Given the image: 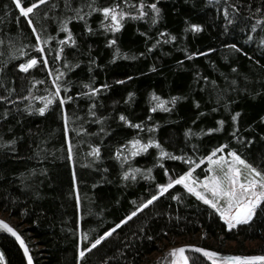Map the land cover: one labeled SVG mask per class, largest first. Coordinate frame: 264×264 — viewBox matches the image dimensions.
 I'll return each mask as SVG.
<instances>
[{
    "label": "trees",
    "instance_id": "trees-1",
    "mask_svg": "<svg viewBox=\"0 0 264 264\" xmlns=\"http://www.w3.org/2000/svg\"><path fill=\"white\" fill-rule=\"evenodd\" d=\"M34 2L21 0V6ZM90 3L45 0L25 18L14 0H0V216L24 238L34 264H145L168 241L200 234L198 244L210 250L264 255V212L228 231L218 213L183 185L115 227L155 195L158 184L196 164L203 177L204 157L220 145L264 168V0H95L94 7L118 3L130 12L116 32L100 26L102 13L86 15ZM141 3L146 15L131 18ZM153 3L159 13L149 7ZM76 9L85 19H69ZM65 19L75 44L60 43ZM37 34L52 39L36 47ZM33 56L38 63L21 70ZM57 73H63L59 96L41 114L44 104L36 97L56 91ZM155 97L167 111L156 107ZM134 137L155 140L160 148L149 144L130 156L127 142ZM97 146L98 158L91 153ZM118 149L130 159L121 163ZM129 168L140 169L134 179L123 176ZM109 228L115 229L110 236L79 256ZM0 253V264H27L3 229ZM187 255L189 264H211Z\"/></svg>",
    "mask_w": 264,
    "mask_h": 264
},
{
    "label": "snow or ice",
    "instance_id": "snow-or-ice-1",
    "mask_svg": "<svg viewBox=\"0 0 264 264\" xmlns=\"http://www.w3.org/2000/svg\"><path fill=\"white\" fill-rule=\"evenodd\" d=\"M16 7L19 9V12L25 17L28 18L29 14H32L38 5H43L45 0H35L34 3L30 4L28 7L21 6V0H14ZM95 0H92V3L88 5L90 11L86 15H91L92 12H100L104 16V20L100 22V26L103 27L106 31L116 32L123 25L122 21L126 16L130 15V12L125 11L120 4L113 3L110 6L105 7H94L93 4ZM149 7L155 13H159L160 9L156 6L155 3L149 5ZM140 10L137 15H132L131 18H144L146 13L144 12V4L141 3L139 6ZM77 15L75 17H69V19H85L84 15L80 14V10H75ZM259 11V10H257ZM227 14V13H226ZM47 15V14H45ZM106 21H110L107 22ZM153 19V23H155ZM33 21L29 18L28 24L31 26ZM259 21L256 24H253V29L259 25ZM62 29L67 33L63 41H60L61 44L68 42L75 44L76 41L73 39V34L68 28V19H65L61 22ZM87 27V24H86ZM191 29L194 31H199L201 26L198 24H191ZM90 30V29H89ZM33 33H37L35 27L32 28ZM174 39V37H172ZM52 39L51 36L47 39L42 38L39 34L36 35L37 45L40 43L47 44L48 40ZM115 41H109V44H114ZM233 48H236V45H232ZM43 53V49H39ZM21 56H24L25 53L21 51L19 53ZM57 59L60 58V50L57 51ZM195 55V53H193ZM38 63L37 58L33 56L31 59L27 60L26 64H20L19 68L21 70L27 71L29 68H32ZM44 66L47 67V60L44 62ZM75 67V65H72ZM235 70V69H234ZM63 76V73H57L56 79L53 80V84L56 88V91L51 93L48 97H36V99L42 100L44 106L39 108L38 111L42 114L45 109L53 103L52 97H58L60 88L62 85L59 83V79ZM122 83V82H118ZM85 88H89V91L95 94L97 88L90 87L88 84L84 85ZM101 87H107V85H102ZM67 91V88L64 89ZM132 93H129L131 96ZM0 99H5L0 97ZM71 99V97H67ZM158 101L156 107L163 108L165 111L168 109L165 107V101L161 100L159 97H155ZM177 97H172V103H175ZM64 99H60V104L63 105ZM154 110V109H153ZM31 111V109H29ZM95 115V113H90ZM232 116V120L236 121L237 116ZM120 119L127 122V118L123 115L120 116ZM67 120V117H65ZM218 123H223L219 121ZM132 127H142V125H132ZM209 132L218 131V129H208ZM187 134V133H186ZM8 143H12L9 141ZM130 147L127 151L130 153V156H136L139 153L145 152L149 144H155L157 148H160V145L155 140H150L149 143H141L139 139L135 137L127 142ZM124 146L122 145L121 148ZM225 149V145H220L218 148H214L208 156L204 157V160H207L209 167L207 169V174L204 175L203 180L197 183V181L192 180V168L190 167L188 171L184 172L182 175L177 176L174 179H169L167 183H161L157 185L158 191L155 195H151L149 199H146L129 215L125 216L118 224L116 228H119L122 224H125L132 217L136 216L137 213L141 212L143 209L147 208L154 201L157 200L163 193L167 192L168 189L172 188L173 185H183L188 193L195 195L200 201L205 205L210 206L211 209L215 210L218 213L219 218L223 221L224 225L227 226V230L231 231L235 229L238 225L248 224L253 220V217L258 213V211L264 212V168H258L252 163H249L246 159L242 158L241 155L235 150L227 151L226 156H218L221 150ZM91 153L97 158L100 154L99 146L93 147ZM123 155V160L130 159L129 155H124L120 149L117 150V158L119 159ZM161 157L167 155L163 150L159 152ZM72 152L71 147H69V159H71ZM215 157V158H213ZM179 159V157H176ZM151 171L150 169L148 170ZM140 172V169L129 168L128 171L123 173V176L127 178L129 174H132V178H135V174ZM167 169H165V175H167ZM211 198H209V194ZM173 199H176L174 196ZM0 229H3L10 233L12 236L19 241L21 248L24 249V255L28 258V264H32V258L28 255V248L25 245L21 236L17 233L15 228L11 227L4 220L0 219ZM115 229L109 228L107 231L103 232V235H100L98 238L90 242L89 247H85L79 251V256L83 257L86 252L90 249L95 248L99 245L106 237L110 236ZM86 234H82V239H87ZM151 239V237H149ZM186 249H193L196 253L202 254L204 258L211 262V264H264V255H222L219 251L210 250L205 247H198L195 245H185L177 248H172L170 250V255L173 257L172 264H189V257L185 255ZM4 260L3 253H0V262Z\"/></svg>",
    "mask_w": 264,
    "mask_h": 264
},
{
    "label": "rangeland",
    "instance_id": "rangeland-1",
    "mask_svg": "<svg viewBox=\"0 0 264 264\" xmlns=\"http://www.w3.org/2000/svg\"><path fill=\"white\" fill-rule=\"evenodd\" d=\"M218 156H226L227 155V152H225L224 150H221L219 153H217ZM215 158V157H213ZM203 162H206V167L208 169L209 167V163L207 160H203ZM198 164L194 165L192 168V180H195L197 181V183H199L200 181L203 180V177H199L197 176V174L195 173L196 171V167H197ZM207 174V173H206ZM209 195V198H211V195L210 193L208 194ZM1 219H4L6 220L5 218H3L2 216H0ZM7 221V220H6ZM8 223H10L9 221H7ZM11 224V223H10ZM227 228V226H226ZM201 239H203V235H196V236H193V237H184V238H178V239H175L173 242L171 243H168L167 242V245L166 246H161V248L158 250V251H155L153 252L147 259H146V262L145 264H157L155 263V261H157L159 258H165V259H170L171 260V264H172V260H173V257L169 254L167 255L168 253H170V250L172 248H177L181 245H195V246H198V247H202L200 246L198 243L201 241ZM191 252V251H189ZM193 253V252H191ZM221 253V252H220ZM188 254V252L186 253ZM195 254V253H194ZM224 254H234V255H250V254H235V253H232V252H228V253H224ZM199 255V254H198ZM188 256V255H186Z\"/></svg>",
    "mask_w": 264,
    "mask_h": 264
},
{
    "label": "water",
    "instance_id": "water-1",
    "mask_svg": "<svg viewBox=\"0 0 264 264\" xmlns=\"http://www.w3.org/2000/svg\"><path fill=\"white\" fill-rule=\"evenodd\" d=\"M1 219V218H0ZM2 220H4V219H2ZM6 223H8L6 220H4ZM11 227H13V228H15L12 224H10V223H8ZM15 230H16V228H15ZM17 231V233L21 236V234L18 232V230H16ZM7 232V231H6ZM8 233V232H7ZM13 239H14V241L19 245V247L21 248V246H20V243H19V241H17L16 240V238L14 237V236H12L10 233H8ZM21 239H23L24 240V238L21 236ZM24 242H25V240H24ZM25 245L27 246V244H26V242H25ZM187 245H189V244H187ZM181 246H185V245H181ZM181 246H179V247H181ZM27 248H28V246H27ZM21 250H22V252H23V254H24V249L23 248H21ZM189 251H191V252H193V253H195V254H199V255H201L202 256V254H200V253H196L193 249H186V251H185V255H186V253L187 252H189ZM222 255H234V254H224V253H221ZM28 255L31 257V254H30V251H29V248H28ZM25 256V255H24ZM32 258V257H31ZM25 259H26V262H27V264H28V258L25 256ZM32 264H34V262H33V260H32Z\"/></svg>",
    "mask_w": 264,
    "mask_h": 264
},
{
    "label": "bare ground",
    "instance_id": "bare-ground-1",
    "mask_svg": "<svg viewBox=\"0 0 264 264\" xmlns=\"http://www.w3.org/2000/svg\"><path fill=\"white\" fill-rule=\"evenodd\" d=\"M187 255V254H186Z\"/></svg>",
    "mask_w": 264,
    "mask_h": 264
}]
</instances>
